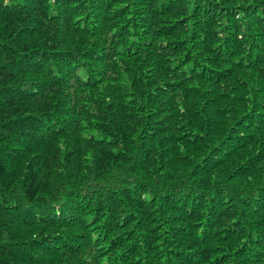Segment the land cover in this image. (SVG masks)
Returning <instances> with one entry per match:
<instances>
[{"label": "trees", "instance_id": "obj_1", "mask_svg": "<svg viewBox=\"0 0 264 264\" xmlns=\"http://www.w3.org/2000/svg\"><path fill=\"white\" fill-rule=\"evenodd\" d=\"M0 264H264V0H0Z\"/></svg>", "mask_w": 264, "mask_h": 264}]
</instances>
